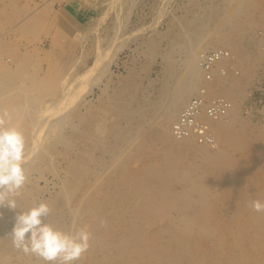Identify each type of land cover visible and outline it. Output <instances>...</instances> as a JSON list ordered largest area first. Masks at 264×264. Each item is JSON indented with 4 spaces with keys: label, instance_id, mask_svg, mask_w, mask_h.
<instances>
[{
    "label": "bare ground",
    "instance_id": "obj_1",
    "mask_svg": "<svg viewBox=\"0 0 264 264\" xmlns=\"http://www.w3.org/2000/svg\"><path fill=\"white\" fill-rule=\"evenodd\" d=\"M67 1L0 0V32L12 25L15 32L12 41L0 35V126L23 133L28 157L27 181L11 196L16 209L0 206V264H45L16 249L9 235L15 214L41 202L51 209L45 222L53 228L91 232L89 250L74 264H264V212L251 207L264 201V122L242 113L264 73V0H226L198 12V25L183 17L186 28L174 41L185 61L178 67L166 56L163 106H151L152 115L134 104V75L112 94L101 89L99 105L87 102L120 46L97 49L94 64L77 76L64 59L74 41L55 9ZM27 33L49 37L52 50L22 52ZM200 86L204 92L190 100ZM198 98L195 121L207 126L210 141L173 132ZM214 99L223 112L210 115ZM64 124L73 144L60 134ZM66 142V151L56 150ZM47 172L61 180L55 194L39 186Z\"/></svg>",
    "mask_w": 264,
    "mask_h": 264
},
{
    "label": "rangeland",
    "instance_id": "obj_2",
    "mask_svg": "<svg viewBox=\"0 0 264 264\" xmlns=\"http://www.w3.org/2000/svg\"><path fill=\"white\" fill-rule=\"evenodd\" d=\"M225 1L226 0H68L64 5H55V9L60 10V16L63 15L61 16V19L64 22L65 27L68 26V35L71 40L74 41V46L71 48L70 56L64 59L68 62V64L71 63V65L68 66L70 69L76 68L74 70L76 73L73 71V75L74 73L76 75L78 73L77 76H82L85 74V70L94 64L97 49L106 48L110 45L120 46V51L117 52L116 59L108 67V71L104 75L105 77L103 82L99 86L94 87L90 92L91 94L89 93L87 95V102H91L93 106L99 105L100 102L98 101H102L103 98H100L103 94L102 90H105L106 92L107 89L108 93L112 94L115 89L118 88L121 79L129 75H134L137 78L136 82L137 87L139 88L137 91L138 101L136 100V102L140 103L134 104L137 108L139 105L140 108L143 106L142 108H146V110L150 107L149 109L151 111H147L148 114L150 113L152 115L153 112L151 106H163L160 90L166 80L165 72L167 70L166 66L168 63L166 56L168 54H172L178 67L185 61L186 54L184 51L175 48V41H177V38L175 37H178L179 35L177 36V34H181V32H183L184 27L186 28V25L182 23L183 17L184 20H197V15H199V13L200 15L207 13L211 6L212 8L220 6L222 5V2ZM68 7H70L69 11L67 9ZM194 12L196 13L194 14ZM86 14H88V16ZM84 16H87L84 21L79 19ZM194 16L196 17L195 19ZM196 22L197 23L195 24L197 25L200 23L199 21ZM6 29L0 32V35L6 36L7 39L10 38L12 41L15 37L13 25L11 27H7ZM20 41L22 52L44 55L45 51L50 52L52 50L51 40L47 36H41L39 39H33V37L27 33ZM151 42L152 45H150ZM153 46L157 50H155ZM215 49L218 48L210 49L201 54V56H205L206 53H211ZM73 62L75 66L72 65ZM203 64L206 65V63ZM201 66H203L202 62ZM42 67L44 70H47L49 65L47 62L42 60ZM263 74L260 76V80H257L259 82H256V85L248 91L249 95L247 96V99L244 100L242 108L243 115L245 117H247L246 115L251 116L255 123L264 122ZM77 76L71 75L70 78H68L67 82L70 83V86L73 87L72 84ZM209 77L211 76L209 75L208 78ZM201 88V86L198 87V92L192 95L190 100L204 92V88ZM181 112L182 111H180V113ZM42 117L45 116L43 115ZM46 117H48V115H46ZM69 127L70 125L68 126V124H64L61 128L60 134L62 133L61 136L63 135V139L67 138L66 140L68 143L73 144V137L71 138L73 133L72 129ZM68 139L73 142L71 143ZM67 142L60 143V145L58 144L56 150L59 152L66 151L69 146L65 145ZM74 148L75 147H73L72 151ZM56 165L59 169L63 163L60 161L57 163L56 161ZM60 181L53 178L47 172L46 175H44V178L39 181V186L40 188L47 187L48 191L46 195L49 193L55 194L60 188ZM46 195L44 196L46 197ZM215 201V204L221 205L222 209H225L222 202L217 200ZM106 206L109 207L108 204H106ZM128 206L129 204H126L123 208L117 209V213L122 215ZM123 219L124 217L122 220ZM233 221L237 226L241 223L239 219Z\"/></svg>",
    "mask_w": 264,
    "mask_h": 264
},
{
    "label": "clouds",
    "instance_id": "obj_3",
    "mask_svg": "<svg viewBox=\"0 0 264 264\" xmlns=\"http://www.w3.org/2000/svg\"><path fill=\"white\" fill-rule=\"evenodd\" d=\"M27 159L23 133L16 127L0 126V206L16 209L11 196L27 181L23 167ZM251 207L257 213L264 212V201L253 200ZM50 211L48 204L41 202L26 212L16 213L9 233L12 244L45 264H74L89 250L91 232L83 228L75 232L53 228L45 222ZM101 224H106V221L102 220Z\"/></svg>",
    "mask_w": 264,
    "mask_h": 264
},
{
    "label": "built area",
    "instance_id": "obj_4",
    "mask_svg": "<svg viewBox=\"0 0 264 264\" xmlns=\"http://www.w3.org/2000/svg\"><path fill=\"white\" fill-rule=\"evenodd\" d=\"M201 98L198 99H193V102L191 105L187 108V110L182 113L181 117L179 118V121L177 124L174 126V133L178 134L180 136H186L188 132L193 131L194 133H197L199 135V141H210L207 136H206V128L207 126L203 124H199L195 121V115L199 113V107L197 106L198 102H202L200 100ZM218 100V101H217ZM212 105L209 106L207 109V112L210 115H216L217 112H223L219 106H220V100L219 99H214Z\"/></svg>",
    "mask_w": 264,
    "mask_h": 264
},
{
    "label": "crops",
    "instance_id": "obj_5",
    "mask_svg": "<svg viewBox=\"0 0 264 264\" xmlns=\"http://www.w3.org/2000/svg\"><path fill=\"white\" fill-rule=\"evenodd\" d=\"M87 16H88V14H86ZM87 16H84V17H81V18H79L80 20L82 19L83 21H84V19H85V17H87ZM79 17V16H78ZM77 17V18H78Z\"/></svg>",
    "mask_w": 264,
    "mask_h": 264
}]
</instances>
